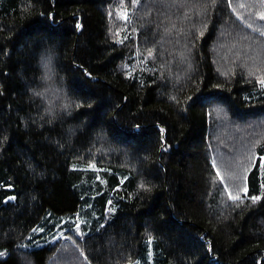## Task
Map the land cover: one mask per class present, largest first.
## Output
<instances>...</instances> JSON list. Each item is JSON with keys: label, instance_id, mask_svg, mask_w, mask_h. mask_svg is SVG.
<instances>
[{"label": "trees", "instance_id": "1", "mask_svg": "<svg viewBox=\"0 0 264 264\" xmlns=\"http://www.w3.org/2000/svg\"><path fill=\"white\" fill-rule=\"evenodd\" d=\"M155 2L0 0V264H264V0Z\"/></svg>", "mask_w": 264, "mask_h": 264}, {"label": "rangeland", "instance_id": "2", "mask_svg": "<svg viewBox=\"0 0 264 264\" xmlns=\"http://www.w3.org/2000/svg\"><path fill=\"white\" fill-rule=\"evenodd\" d=\"M159 1L160 0H156L155 5H157ZM159 3L162 4L163 2L161 1ZM120 16L125 21H127L129 24H133L134 23L133 22V19L134 18L132 16V7H130V8H129V6H127V8L126 7H122V10L120 12ZM123 35H125V34H123ZM258 55H259V51L255 52V56H253V57H257ZM247 59L248 58H245V62L248 61ZM256 65L257 66H255L253 63H250L249 62V64H248L246 62V64L244 66H246L247 68H249V72L253 74V72H254L253 70H256V69L259 68V64L257 63ZM128 67L131 68L132 67V63H130L128 65ZM50 94H51V92H50ZM227 127H228V125H227ZM239 137L240 136H238L237 135V132H236V133H232L231 136L229 135L226 140H229V141L233 142V141H236ZM240 150L241 149H238L237 150V152H239V153L234 158V161H228V160H226L227 162H229V163H224L226 166H224L223 164H221L223 160L220 162L219 161V158L216 157V160H217V170H218V173H219L220 178H222L221 181L224 184V192H223V195H224V198L225 199H230L232 197L231 195H229V194H231V192H232V194H235V196H238V195H240V193L242 192V190H244L243 185L241 183L246 178H244L242 175H239L240 173L242 174L241 169H236V171L234 173H232L230 171V169L228 168V165H233V166H236L237 165L238 166L239 161L242 160L241 159L242 156H245L244 150L243 151H240ZM243 167L244 166H242V169H243ZM234 179H237L238 180V182L236 184H233L234 183ZM62 239H63V241H69V240H71L70 237L67 236V235H63ZM7 254H8L7 249H1L0 250V258H5L7 256Z\"/></svg>", "mask_w": 264, "mask_h": 264}, {"label": "snow or ice", "instance_id": "3", "mask_svg": "<svg viewBox=\"0 0 264 264\" xmlns=\"http://www.w3.org/2000/svg\"><path fill=\"white\" fill-rule=\"evenodd\" d=\"M262 18H264V14H262ZM51 60H52V56H51V54H48V55H46V56H44V57H42L41 58V62H42V64H43V66L45 67V69H46V71H50V64H51ZM50 78V77H49ZM260 83L262 84V85H264V80H261L260 81ZM36 95H43V93H36ZM174 99V98H173ZM63 107L64 108H68L69 107V105L68 104H65V105H63ZM77 107H79V105H77ZM90 107V106H89ZM50 122V121H49ZM94 167V166H93ZM222 179V178H221ZM141 187L142 188H144L145 186L142 184L141 185ZM145 190H149L150 191V189H145ZM247 189H245V191H246ZM229 195H231V194H229ZM233 200H235V199H237V197H235V196H232L231 197ZM253 200H257V199H260L259 197H253L252 198ZM109 203H111V202H109ZM82 234V233H81ZM23 247H27V246H23Z\"/></svg>", "mask_w": 264, "mask_h": 264}]
</instances>
